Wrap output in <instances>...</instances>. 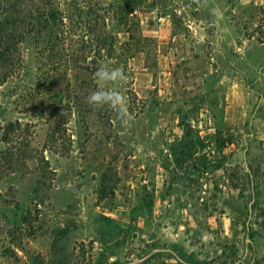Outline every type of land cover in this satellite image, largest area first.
I'll list each match as a JSON object with an SVG mask.
<instances>
[{
	"label": "rangeland",
	"instance_id": "374dc122",
	"mask_svg": "<svg viewBox=\"0 0 264 264\" xmlns=\"http://www.w3.org/2000/svg\"><path fill=\"white\" fill-rule=\"evenodd\" d=\"M120 1L57 0L70 38L77 7L114 37L79 112L18 104L48 67L31 46L0 86V264H264V0H136L130 59ZM102 67L122 107L88 103Z\"/></svg>",
	"mask_w": 264,
	"mask_h": 264
},
{
	"label": "trees",
	"instance_id": "16d2710c",
	"mask_svg": "<svg viewBox=\"0 0 264 264\" xmlns=\"http://www.w3.org/2000/svg\"><path fill=\"white\" fill-rule=\"evenodd\" d=\"M136 3V0H121L111 6L114 8L112 19L117 20L128 35L127 48L122 54L127 59L133 58L148 41L141 35L132 15ZM156 5L157 0L149 3L150 7ZM81 13L77 7L80 35L70 38L64 31L57 0H0V86L21 73V45L37 49L48 67L39 72L35 85L25 90L18 104L24 110L37 113L43 123L50 122L61 111L79 112L84 77L96 71L97 63L103 60L101 52H106L107 58L114 56L111 45L114 37L102 28L106 26L109 12L100 14L95 10L91 14L87 11L93 19L84 25H81ZM18 128V122L6 126L4 136L8 141L22 137H16Z\"/></svg>",
	"mask_w": 264,
	"mask_h": 264
},
{
	"label": "clouds",
	"instance_id": "9594fccd",
	"mask_svg": "<svg viewBox=\"0 0 264 264\" xmlns=\"http://www.w3.org/2000/svg\"><path fill=\"white\" fill-rule=\"evenodd\" d=\"M96 76L101 84V87L98 90L93 91L89 94V96L87 97L88 103L97 107L102 106L104 104H109V106H113L111 104V101L113 100V98L119 96L120 106L122 107L126 103L123 96H121L120 93L116 92L115 90L108 91L106 89V85L109 82H114L121 77L120 70H108L107 68L102 67L97 70Z\"/></svg>",
	"mask_w": 264,
	"mask_h": 264
}]
</instances>
